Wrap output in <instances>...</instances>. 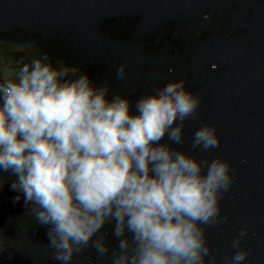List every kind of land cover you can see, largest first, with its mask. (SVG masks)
I'll list each match as a JSON object with an SVG mask.
<instances>
[{"label": "clouds", "instance_id": "1", "mask_svg": "<svg viewBox=\"0 0 264 264\" xmlns=\"http://www.w3.org/2000/svg\"><path fill=\"white\" fill-rule=\"evenodd\" d=\"M30 57L0 78V190L10 184L13 204L23 200L25 215L46 229L52 260L73 264L93 249L110 264H216L207 232L229 220L222 200L236 179L233 165L174 147L198 118L201 95L186 79H170L134 101L79 64L48 52ZM115 75L127 79L128 64ZM221 143L207 123L191 147L207 152ZM248 231L233 239L225 264H246ZM16 243L0 227V253Z\"/></svg>", "mask_w": 264, "mask_h": 264}, {"label": "water", "instance_id": "2", "mask_svg": "<svg viewBox=\"0 0 264 264\" xmlns=\"http://www.w3.org/2000/svg\"><path fill=\"white\" fill-rule=\"evenodd\" d=\"M35 51L81 65L134 101L158 84L186 79L202 104L184 143L174 147L200 159L221 156L236 177L222 200L229 220L207 232L216 264L233 254L244 227L246 264H264V0H0V78ZM125 62L129 76L119 80L115 71ZM207 123L217 126L221 145L192 149L193 133ZM15 195L10 184L0 190V227L17 242L0 253V264H57L46 229L25 215L23 200L13 204ZM109 243L115 247L111 235ZM73 264L110 261L88 249Z\"/></svg>", "mask_w": 264, "mask_h": 264}]
</instances>
